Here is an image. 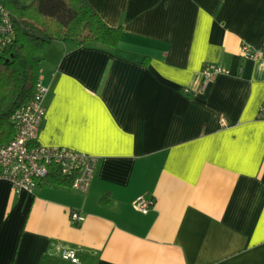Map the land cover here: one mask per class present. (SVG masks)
Wrapping results in <instances>:
<instances>
[{"label":"crops","instance_id":"obj_1","mask_svg":"<svg viewBox=\"0 0 264 264\" xmlns=\"http://www.w3.org/2000/svg\"><path fill=\"white\" fill-rule=\"evenodd\" d=\"M88 1L122 39L45 46L38 142L97 172L88 191L1 178L0 264H76L61 244L97 264H264V55L243 52L264 46V0Z\"/></svg>","mask_w":264,"mask_h":264},{"label":"trees","instance_id":"obj_2","mask_svg":"<svg viewBox=\"0 0 264 264\" xmlns=\"http://www.w3.org/2000/svg\"><path fill=\"white\" fill-rule=\"evenodd\" d=\"M0 6L9 10L13 22L11 40L0 45L1 146L16 132L12 114L35 93L41 74V51L48 43L60 40L75 46L115 48L123 29L108 24L88 0H0ZM46 177L60 183L73 176L52 166ZM79 255L81 264H97L96 256ZM54 264H59L58 260Z\"/></svg>","mask_w":264,"mask_h":264},{"label":"built area","instance_id":"obj_3","mask_svg":"<svg viewBox=\"0 0 264 264\" xmlns=\"http://www.w3.org/2000/svg\"><path fill=\"white\" fill-rule=\"evenodd\" d=\"M0 45L8 42L13 36V22L8 9L0 6ZM243 52L252 58L264 55V46L253 50L245 45ZM230 70L221 65L207 64L203 68L205 78L213 79L221 73ZM48 87L40 78L34 95L19 106L12 114L15 125L14 137L0 146V179H9L17 190L33 193L38 181L48 176L51 167L56 166L60 172L73 176V186L88 191L97 172L100 156L67 145H44L38 142L40 128L47 111L46 95ZM258 117L264 119V100L260 106ZM223 121L226 122L225 118ZM153 205V200L141 197L136 201V207L147 212ZM76 220L85 217L79 211L72 214ZM60 254L64 259L81 264L79 249L73 245L61 244Z\"/></svg>","mask_w":264,"mask_h":264},{"label":"rangeland","instance_id":"obj_4","mask_svg":"<svg viewBox=\"0 0 264 264\" xmlns=\"http://www.w3.org/2000/svg\"><path fill=\"white\" fill-rule=\"evenodd\" d=\"M27 1H31V0H27Z\"/></svg>","mask_w":264,"mask_h":264}]
</instances>
